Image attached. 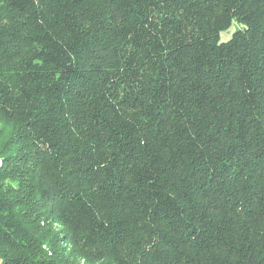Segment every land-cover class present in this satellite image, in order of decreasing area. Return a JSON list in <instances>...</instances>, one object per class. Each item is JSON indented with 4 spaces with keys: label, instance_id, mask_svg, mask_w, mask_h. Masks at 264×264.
I'll return each instance as SVG.
<instances>
[{
    "label": "trees",
    "instance_id": "16d2710c",
    "mask_svg": "<svg viewBox=\"0 0 264 264\" xmlns=\"http://www.w3.org/2000/svg\"><path fill=\"white\" fill-rule=\"evenodd\" d=\"M74 258L264 264V0H0V264Z\"/></svg>",
    "mask_w": 264,
    "mask_h": 264
},
{
    "label": "rangeland",
    "instance_id": "374dc122",
    "mask_svg": "<svg viewBox=\"0 0 264 264\" xmlns=\"http://www.w3.org/2000/svg\"><path fill=\"white\" fill-rule=\"evenodd\" d=\"M238 28H239V25L234 24L230 30L223 32V33L221 34V40H222V42H226V41H228V40L231 38L232 34H233ZM53 229H54V232H55V233H58V234L60 235V236H59L60 238L63 236V234H62V233H63V228L58 227V226H54ZM61 231H62V232H61ZM44 249H45L46 251H49V250H50L49 247H46V246H44ZM70 249H71V248H69L68 245H66V244H64V243H61V244H60V250H63V251L66 252L67 254L70 252ZM49 255H51V254H49ZM71 263H73V264H87L84 260H82V259H76V258L71 259Z\"/></svg>",
    "mask_w": 264,
    "mask_h": 264
}]
</instances>
